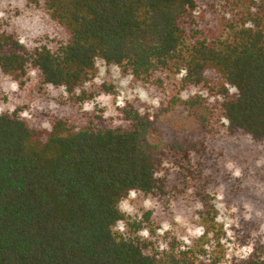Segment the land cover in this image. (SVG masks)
Returning a JSON list of instances; mask_svg holds the SVG:
<instances>
[{"label":"trees","instance_id":"1","mask_svg":"<svg viewBox=\"0 0 264 264\" xmlns=\"http://www.w3.org/2000/svg\"><path fill=\"white\" fill-rule=\"evenodd\" d=\"M21 1L58 32L23 40L0 18V74L25 94L33 74L37 104L32 117L0 114V264H264V0ZM98 62L160 111H194L197 132L153 143L159 117L138 99L115 117L85 109L116 95L95 83ZM220 189L228 207L251 209L228 240ZM133 193L196 208L202 235L159 236L152 211L122 212ZM232 241L252 252L231 254Z\"/></svg>","mask_w":264,"mask_h":264},{"label":"rangeland","instance_id":"2","mask_svg":"<svg viewBox=\"0 0 264 264\" xmlns=\"http://www.w3.org/2000/svg\"><path fill=\"white\" fill-rule=\"evenodd\" d=\"M219 14L221 18L225 17L221 13ZM0 18H3V20L9 19V22L12 21L23 40H51L58 32L57 25L51 21L47 13L30 9L21 0H0ZM97 68L98 74L95 83L109 82L114 84L116 95L102 96L94 102L87 103V105H90L87 110L99 108L108 113L106 117H115L117 109L121 107L117 103L118 98L122 99L123 106L126 102L138 99L145 105V109L151 115H158L159 117V130L150 136L153 143H157L161 137H184L197 132V116L194 111L178 107L164 113L160 111V100L153 96L150 91L134 83L131 77L122 75L118 67L107 66L103 62H98ZM31 78V83L26 87L27 94L31 89H35L33 74ZM141 93H143V99ZM27 94L20 90L18 84L0 74V114L5 111L14 112L23 108V114L27 113L24 116L32 117L37 104ZM152 101H156V103H151ZM231 168L236 177H240L243 173L241 169ZM215 197L219 210L218 221L230 234H227L226 239L228 240L229 236H232L229 229L237 226L242 216L248 217L251 214V209L248 207L244 212H241L234 207H228L223 201L222 189L215 192ZM197 208L200 207L197 206ZM142 209L153 212V218L156 225L159 226L157 230L159 236L171 233L178 237L182 245L189 246L194 239L199 238L203 233V229L200 227L201 222L194 207L176 208L172 205L167 207L153 201L151 198H138L134 193L121 204V210L127 216H134L136 213H140ZM262 233H264V226ZM226 239L224 242H226ZM252 244L253 242L242 247L235 244L234 241L232 243L227 242L231 254L238 255L239 253L238 256H242V250L249 246L253 249Z\"/></svg>","mask_w":264,"mask_h":264},{"label":"clouds","instance_id":"3","mask_svg":"<svg viewBox=\"0 0 264 264\" xmlns=\"http://www.w3.org/2000/svg\"><path fill=\"white\" fill-rule=\"evenodd\" d=\"M250 26H251L250 23L245 25V27H250ZM21 43H23V40H21ZM182 74H183V73H181V75H182ZM97 82H99V81H97ZM234 90H235V89H233V91H234ZM141 98H142V99L144 98V97H143V93H141ZM117 103H118L121 107L123 106L122 99L118 98V99H117ZM151 103H156V101H152ZM89 107H90V105H87V104L85 105V109H88ZM24 115H27V113H25ZM104 115L107 116L108 113H105ZM225 123H227V122L225 121ZM142 235L146 236V235H147V232H143ZM251 252H252V248H251V246H249V247L246 248V249H243V250H242V253H243L242 258H246ZM238 255H239V253H238Z\"/></svg>","mask_w":264,"mask_h":264}]
</instances>
